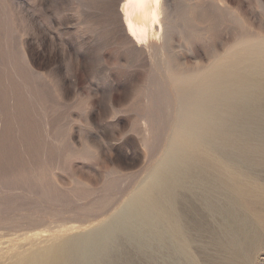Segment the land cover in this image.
Returning <instances> with one entry per match:
<instances>
[{
	"label": "rangeland",
	"instance_id": "rangeland-1",
	"mask_svg": "<svg viewBox=\"0 0 264 264\" xmlns=\"http://www.w3.org/2000/svg\"><path fill=\"white\" fill-rule=\"evenodd\" d=\"M100 1L0 0V264H11V257L25 253L31 243L42 247L54 233L88 231L124 209L131 192L158 161L171 132L173 119L167 106L176 101H169L167 95L174 96L177 88L170 84L168 66L191 72L208 65L212 48L223 54L249 29L264 35V0H174L179 33L173 47L166 55L145 52V58L137 57L120 38L122 28L114 15L119 4ZM194 24L199 57L181 48ZM143 121L155 134L146 125L144 129ZM258 146L250 152L261 150ZM245 160L238 157L237 165L243 167ZM257 163L248 162L245 168L264 187V166ZM256 205H249L244 215L259 240L256 256H260L251 264H264V201ZM69 225L76 229L69 233L64 229ZM33 227L44 232L35 234L39 231ZM207 240L202 235L193 244L196 264H225L223 254ZM120 241L121 246L117 242L114 248L122 247L123 259L130 264H185L172 252ZM7 244L12 246L5 251L1 247Z\"/></svg>",
	"mask_w": 264,
	"mask_h": 264
},
{
	"label": "bare ground",
	"instance_id": "bare-ground-1",
	"mask_svg": "<svg viewBox=\"0 0 264 264\" xmlns=\"http://www.w3.org/2000/svg\"><path fill=\"white\" fill-rule=\"evenodd\" d=\"M115 2L119 4L114 15L122 28L120 38L123 37L133 56L137 54L139 55L137 57L143 58L146 53L164 54L170 51L179 33L177 6L174 0H115ZM197 26L194 24V28L186 33L184 28L182 29L183 26H180L188 38L186 43L181 44V48L194 57L199 54L200 39ZM250 30L248 34L242 32L244 35L241 37L238 35L239 38L235 36L237 39L234 43L226 42L230 46L223 54H219L211 47V61L194 71L178 72L175 70L176 67L165 63L170 72V84L177 88L172 92L174 96L167 93L169 101H176L174 106L170 108L167 106L168 115L173 119H170L172 124H169L171 132L169 137L167 136V143L158 161L146 174L145 179L143 178V182L141 181L142 183L131 192L124 209L109 222L101 223L89 230L87 228L88 231L84 229L85 231L81 233V230H78L79 233L76 235L70 233V230L76 229L72 227L75 224L69 225L71 227H67L68 229L64 228L72 236H69L70 234L60 236V233L56 236L54 233L56 237H52L54 236L51 235L54 232L52 231L51 236L49 235L52 238L51 242L48 241L42 247L34 243L27 245L26 240L23 243L21 241L23 239L17 238L24 245H30V249L25 253L14 254L11 257L13 259L11 264H119L122 261L130 264L128 259H123L122 247L114 248L117 242L118 246L122 244L120 240L135 242L141 249L158 248L166 253L172 252L183 259L185 264H196L197 258L195 260L192 251L193 244L199 241L202 235L207 237V242L220 254H223L225 264H251L252 258L255 257L256 260V257L260 256H256L259 253L257 252L259 240L256 228L248 221L244 210L249 205L264 201V187L261 182L258 184L251 179L245 166L248 162L250 164L259 162L264 166V35L255 34L256 32ZM209 34L213 35L212 32ZM122 40L118 42L121 43ZM141 61L146 62V59ZM191 62L193 63L192 60ZM143 66L141 67L144 68ZM150 117L152 118L151 113ZM143 123L144 129L146 125L148 132H151L153 128L150 126V130L148 121ZM154 130L151 133L155 134ZM255 143L261 150L250 152L253 146H257ZM238 157L247 160L243 167L237 165ZM6 186L3 187L5 190ZM216 220L220 222L217 223ZM251 220L253 221L252 217ZM63 224L62 227H65L66 224L64 226ZM259 229L261 230L260 226ZM33 230L39 231L35 234L44 232L37 228ZM217 231L221 238H216ZM3 233L2 236L5 234ZM18 233L14 234L17 236ZM9 238L8 241H11L12 238ZM18 240L15 243L19 242ZM3 246L1 248H8V244ZM6 253L4 256H9V253ZM261 261H264V258Z\"/></svg>",
	"mask_w": 264,
	"mask_h": 264
}]
</instances>
